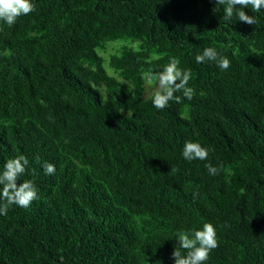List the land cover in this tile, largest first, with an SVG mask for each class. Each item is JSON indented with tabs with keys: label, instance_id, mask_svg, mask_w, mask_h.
<instances>
[{
	"label": "trees",
	"instance_id": "16d2710c",
	"mask_svg": "<svg viewBox=\"0 0 264 264\" xmlns=\"http://www.w3.org/2000/svg\"><path fill=\"white\" fill-rule=\"evenodd\" d=\"M32 3L0 21V172L25 156L38 199L0 215V264H174L177 233L205 223L204 264H264V9L248 25L214 0ZM121 39L137 47L99 53ZM209 47L227 70L196 62ZM172 57L195 95L160 110L145 77Z\"/></svg>",
	"mask_w": 264,
	"mask_h": 264
},
{
	"label": "clouds",
	"instance_id": "9594fccd",
	"mask_svg": "<svg viewBox=\"0 0 264 264\" xmlns=\"http://www.w3.org/2000/svg\"><path fill=\"white\" fill-rule=\"evenodd\" d=\"M214 2L216 7L213 12L219 11L217 6H225L223 9L225 19H230L235 12L237 19L248 25H255L258 20L253 15L246 14L243 9L250 8L252 12H260L264 9V0H214ZM35 10L32 0H0V21L11 27L21 16L28 15ZM195 59L197 63L214 61L221 70H227L230 67V60L221 56L212 47L204 49L203 53L197 55ZM179 65V59L172 57L161 71L146 75L148 85L153 82L157 84L152 95L155 108L162 110L169 105L170 101L180 102L181 97L175 95L177 92H182L189 101L193 99L195 92L188 87L191 70H183ZM182 155L187 161L196 159L203 161L207 160L209 149L202 147L199 143L188 141L183 146ZM28 164V159L21 155L9 159L3 165V171L0 172V186H2L0 188V215H7L12 205L28 208L34 200L38 199V192L32 181L25 180L17 183L25 174ZM205 166L211 175H217L220 171L211 163ZM43 169L46 175L55 174V166L51 163L45 162ZM177 241L178 247L176 246L172 252L174 264H204L209 259L210 252L218 247L216 229L211 223L203 224L201 230L177 233Z\"/></svg>",
	"mask_w": 264,
	"mask_h": 264
},
{
	"label": "rangeland",
	"instance_id": "374dc122",
	"mask_svg": "<svg viewBox=\"0 0 264 264\" xmlns=\"http://www.w3.org/2000/svg\"><path fill=\"white\" fill-rule=\"evenodd\" d=\"M113 43H117L118 47L122 46V45H133L135 47H137V42L132 43L131 40L129 39H121V40H117L115 42H110L108 49L105 51L99 50V53L104 57V58H108L110 54L115 53L116 52V45ZM106 67L108 68L109 72L113 71L112 69H109L108 65L106 64ZM157 84L156 82H153L151 85L147 84V81L145 83V91H144V97H149L153 91L156 89ZM101 89L102 92L106 93V87L104 85H101L99 87Z\"/></svg>",
	"mask_w": 264,
	"mask_h": 264
}]
</instances>
